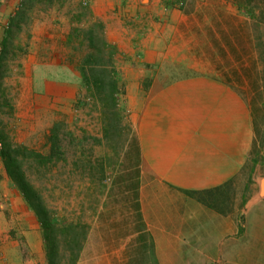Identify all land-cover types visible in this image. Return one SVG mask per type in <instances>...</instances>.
I'll return each instance as SVG.
<instances>
[{"label": "rangeland", "instance_id": "1", "mask_svg": "<svg viewBox=\"0 0 264 264\" xmlns=\"http://www.w3.org/2000/svg\"><path fill=\"white\" fill-rule=\"evenodd\" d=\"M161 1L166 9L182 5V11L190 15L179 26L188 33L177 38V43L187 40L194 57L191 61L195 59L207 73L228 77L227 81L246 93L249 103L253 97L260 108V131L255 133L256 147L250 158L254 168L247 169L242 190H229L209 208L178 193L161 191L155 181L145 178L140 155L137 159L131 115L149 92L154 71L147 69L145 83H129L128 79L140 73L123 63L116 68L114 51L111 62L118 83V118H107L102 104L73 69L64 77L71 82L65 97L60 93L47 99L28 93L32 64H39L32 68L34 87L33 76L38 81L56 72L44 63L69 59L71 48L66 44L76 34L73 29L81 36L92 21H99L92 19L90 0H23V6L15 9V20L8 25L4 40L0 131L5 142L41 155L50 153L51 141H55L51 160L43 163L30 153L23 157L22 168L54 220L77 226L80 248L75 264H128V251L137 243V232H132L136 201L153 240L148 264H264V92L259 78L264 65V21L254 20L224 0ZM221 29L228 35L226 40H222ZM84 42L83 51L87 49ZM250 78L256 81L254 92ZM52 129L54 137L50 136ZM61 255L64 260L71 254L62 251Z\"/></svg>", "mask_w": 264, "mask_h": 264}, {"label": "crops", "instance_id": "2", "mask_svg": "<svg viewBox=\"0 0 264 264\" xmlns=\"http://www.w3.org/2000/svg\"><path fill=\"white\" fill-rule=\"evenodd\" d=\"M19 3L0 0V51L8 18ZM89 9L115 47L116 68L123 63L138 69L140 74L129 83H145L147 69L154 71L148 77L149 92L131 115L145 178L155 181L161 191L209 208L229 190H242L247 169L254 168L250 158L256 147L250 103L244 91L203 71L195 59L192 62L187 40L177 43L188 33L179 26L190 15L176 7L166 9L161 0H90ZM117 61L121 63L116 65ZM35 65L39 64L33 63L28 72L29 94L47 99L68 94L69 77L55 80L53 71L38 81L33 76L32 87ZM0 264H46L39 223L1 157Z\"/></svg>", "mask_w": 264, "mask_h": 264}, {"label": "trees", "instance_id": "3", "mask_svg": "<svg viewBox=\"0 0 264 264\" xmlns=\"http://www.w3.org/2000/svg\"><path fill=\"white\" fill-rule=\"evenodd\" d=\"M224 1L231 3L236 8V10L248 14L254 20L264 21V0ZM164 3H166V5H173V3L171 4L168 1H165ZM22 6L23 0H20L18 8H21ZM178 6L179 9L184 10V7H182V5ZM16 13L17 11L9 16V26L15 20ZM232 16L233 15H230L231 18ZM213 19L216 22L215 24L218 26V28H220V22L216 21L217 18L213 17ZM9 26H7L5 29L6 34L10 31ZM83 30V35L80 36L78 34L79 32H76V28L73 29L74 33L76 34H72L68 39V44H66L71 48V52L69 51L70 53L68 59L70 62H67V60L55 64V66L53 67V70L54 68L56 70V72L53 73L54 79H60V76H64L68 69L75 70L80 75L82 84H84L88 88V90L92 91L93 95H95V97H97L99 102L102 104L103 112L104 114H106L107 118H112V116H116L118 118V112L116 108L118 83L114 75V70L111 62V55L113 51L115 52V47H113L105 40L100 21H92L88 28ZM220 33L222 36V40H226V37L228 36L226 32L222 31L221 29ZM6 34L1 42L2 49L0 51V83L3 77V61H5L6 51L4 40ZM72 40L74 41L69 44ZM82 40H84V43H86L85 48L87 49L85 51L82 50ZM228 44L231 43L228 42ZM75 50L77 51V57L74 55V52H76ZM238 60H240V58ZM73 61L75 63L74 65H71V62ZM71 66H73V68ZM240 66L243 68V63H241ZM238 70V67H235L233 72H235L238 80L240 81L241 79H239V75L237 74ZM246 70V74L250 75V70ZM253 70L257 71L255 67H253ZM259 76L262 92H264V65L259 69ZM223 78H225V80H229L228 77ZM248 84L250 90L254 92L255 88L257 87L256 81H253V79L250 78ZM260 85H258V88H260ZM250 108L254 131L256 135H258L260 126L257 123V117H259L260 108L257 105L255 98L253 97L250 100ZM53 131L54 130L52 129V135L50 134L51 137L55 136V133ZM104 131L106 132L107 128H105ZM0 140H2V146L0 147V157L3 161L6 172L13 182L14 186L22 195V198L24 199L26 205L34 212L39 223L42 233V239L44 242L46 264H75L80 248V239L78 238V234L76 231L77 226L67 223L59 225L54 220L50 211L46 207L42 196L30 182L28 177L25 175L24 169L22 168L23 157L29 156L30 153L32 154L31 156L33 158H36L37 160L39 159L38 161H41L43 163H47V160H51V155H53L54 153L53 149L56 148L55 141H51L52 148L50 149V153L41 155L36 151L32 153V151H29L27 148L5 142L4 136L1 131ZM136 150L137 159L139 161L140 158L138 148ZM134 208L136 209L134 216L136 226L134 227L132 232H137V236L135 239L137 240V243L132 246V249H130V251H128V264H135V262L137 264H148L147 260L150 257H153V240L146 229L145 223L139 211L137 201L134 204ZM62 251L69 252L71 255L69 257H65V259L62 260Z\"/></svg>", "mask_w": 264, "mask_h": 264}]
</instances>
